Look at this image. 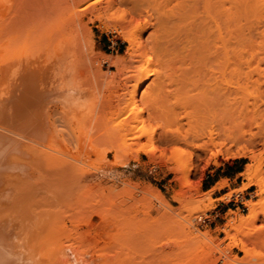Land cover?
<instances>
[{"label":"rangeland","instance_id":"obj_1","mask_svg":"<svg viewBox=\"0 0 264 264\" xmlns=\"http://www.w3.org/2000/svg\"><path fill=\"white\" fill-rule=\"evenodd\" d=\"M107 1L49 0L44 9L66 15L70 9H81L79 23L71 31L75 37L69 30L66 34L69 39L75 38L77 43L70 42L80 47L77 46L78 58L81 56L80 88L96 103L92 114L84 108L89 119L83 113L82 119L77 118L81 119V131L93 127L96 132L105 122L106 126L104 123L99 129H104L101 133L105 134L95 139L94 148L112 155L138 152L140 159L133 162V167L115 165L111 172L102 170L95 159L85 164L94 176L90 182L76 184L72 176L50 180V184L59 183L53 189L59 190V195L41 193L45 198L41 200L43 205H35L34 218L44 211V218L67 248L69 263L264 264V241H247L251 254L258 256L250 258L227 236V232L234 234L228 220L246 215L247 202L260 199L256 195L257 185L245 189L243 186L247 183L249 166L257 167L258 173L264 175V61L227 62V65L224 61L202 59L166 67L153 60L151 74L135 100L143 108L140 116L147 130L138 141L134 140L130 132L112 126L118 119H111L108 99L114 92H121L127 75L134 83L146 65L144 57L137 56L138 48H131L129 43L137 25L149 19L150 24L139 40L150 51L163 36L164 13L173 2L148 0L139 7L141 14L122 5L103 12L101 19L91 15L92 7L102 8ZM92 2L93 6L82 9ZM29 4L32 25L25 36L36 39L37 25L45 18ZM29 7L26 0H5L8 16ZM112 25L118 26L117 31L108 28ZM14 36L10 39H17L14 42L17 43L20 38ZM1 37L10 41L9 35ZM1 39L0 42H5ZM31 46L29 42L28 49ZM128 96L125 95V100ZM102 105L108 111L101 110ZM147 105L154 112L151 117ZM96 123L99 127L94 126ZM141 124L135 114L131 120L135 133ZM212 125L222 135V152L216 156L202 153L193 145L202 130ZM175 129L188 137L189 144L161 141L164 132L170 135ZM230 131H234L233 140ZM125 132L126 138L122 136ZM216 149L212 147V151ZM144 150H152L155 158L150 160ZM189 159L192 170L186 178L184 171ZM211 178L218 181L206 189L208 184L203 182ZM156 194L161 195L160 199L154 197ZM208 199L211 203L205 209L196 208L208 203ZM258 216L262 218L261 214ZM255 224L261 225L259 221ZM235 235L243 238L241 234Z\"/></svg>","mask_w":264,"mask_h":264},{"label":"bare ground","instance_id":"obj_2","mask_svg":"<svg viewBox=\"0 0 264 264\" xmlns=\"http://www.w3.org/2000/svg\"><path fill=\"white\" fill-rule=\"evenodd\" d=\"M48 1L26 0L28 7L32 3L37 13L45 18L43 23L37 25L38 33L34 39L27 37V34L25 36L27 28L32 25L29 22L32 16L29 9L32 7L8 16L5 0H0V39L8 35L7 39L12 35L21 39L14 43L17 39L7 42L4 37L1 40L5 42H0V264H78L67 262V248L58 240L59 236L47 218H44V211H39L34 218V209L45 198L44 195L41 197V193L49 192L52 197L59 195V190L53 191L59 183L50 184V180L58 181L72 176L76 184L92 181L94 176L85 164L89 165L95 159H98L99 166L105 172H111L118 164L133 167V162L140 159L138 152L112 155L109 151L101 152L94 148L95 139L105 134L101 133L104 129L99 130L105 122L100 124L96 132L92 126L91 130L81 131L79 120L84 115L89 119L88 114L93 113L92 107L94 110L96 107L91 95L84 93L79 85V45H74L77 43L73 40L75 38L69 39L66 35L68 30L69 33L75 30L81 9H70L69 15L55 10L46 11L44 7ZM145 2L148 0H108L104 7H92L89 11L95 18L101 19L103 12L128 5L134 12L141 14L139 7ZM170 2L173 5L164 13L162 21L163 36L155 41L150 51L139 40L150 21L145 18L137 25L129 43L131 48H138L137 56L144 57L146 65L134 83L127 75L121 85V92H114V96L108 99L111 119H118L112 126L125 129L137 141L147 129L140 116L143 108L138 107L135 100L151 74L153 60L166 67L176 62L202 59L226 63L264 61V0ZM93 3L82 9L93 6ZM108 28L117 31L118 26ZM72 40L75 43L70 42ZM29 42L33 48L28 49ZM126 94H130L127 100ZM87 97L88 105L91 106L86 103ZM104 107L102 105L101 110ZM84 108L90 112L85 113ZM146 110L149 117L154 115L149 105ZM135 114L139 115L142 122L138 133L131 126ZM229 133L233 140L234 131ZM122 136L126 138V132ZM221 136V132L212 125L202 130L193 145L202 153L216 156L222 152ZM161 141L189 144L188 137L181 134L179 129L170 135L164 132ZM212 147L217 149L212 151ZM144 152L150 160L155 158L152 150ZM228 153L232 152L228 150ZM191 170L189 159L184 171L186 178ZM246 175L247 183L243 189L257 185L256 195L260 199L247 202L246 215L228 220L227 225L234 230V234L227 232V236L234 240V245L245 253V257L257 258L251 254L247 241H264V175L258 173L257 167L252 169L251 166ZM34 197L38 199L33 201ZM154 197L160 199L161 195L156 194ZM209 203L211 200L208 199V203H201L196 208L203 210ZM259 214L262 218H259ZM257 221L261 223L259 227L255 224ZM236 233L243 238L236 237Z\"/></svg>","mask_w":264,"mask_h":264},{"label":"crops","instance_id":"obj_3","mask_svg":"<svg viewBox=\"0 0 264 264\" xmlns=\"http://www.w3.org/2000/svg\"><path fill=\"white\" fill-rule=\"evenodd\" d=\"M213 177V176H210ZM208 178V176L206 177ZM218 181V179H213L211 178L210 181L209 180H205L203 183L208 184V186L206 187V189L211 188L216 182Z\"/></svg>","mask_w":264,"mask_h":264}]
</instances>
